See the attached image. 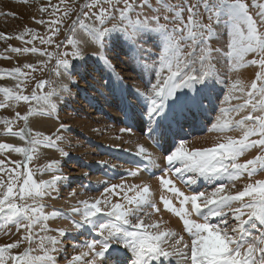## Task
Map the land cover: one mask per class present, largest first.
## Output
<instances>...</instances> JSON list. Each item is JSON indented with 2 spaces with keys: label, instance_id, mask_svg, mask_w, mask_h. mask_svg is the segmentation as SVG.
Instances as JSON below:
<instances>
[{
  "label": "snow or ice",
  "instance_id": "obj_1",
  "mask_svg": "<svg viewBox=\"0 0 264 264\" xmlns=\"http://www.w3.org/2000/svg\"><path fill=\"white\" fill-rule=\"evenodd\" d=\"M49 7L53 17L60 11L58 5ZM40 11L48 8L41 7ZM69 16L65 10L50 21H36L48 23L52 33L46 39L39 37L40 42L55 43L56 49H66L63 52L41 51L36 47L8 50L46 56L47 60L40 62L44 67L55 58V75L64 76L69 83H75L71 77L80 72L73 60L84 59L81 46L89 42L96 49L97 62L106 70L114 72L109 53L115 47L125 50L132 62H139L140 75L146 77L144 89L130 92L123 78L117 75L110 93L119 97L127 124L121 131L131 133L134 127H139L143 134L147 129L149 139L165 153L159 183L175 197L179 207L173 204L172 197L162 195L160 201L165 211L180 219L188 240L174 230L162 228L161 221L148 222L151 213L145 209L150 207L154 212L160 209L151 199L147 183L112 184L103 188L100 198L78 201L71 208L73 215L80 216L79 220L67 217L78 230L77 234L87 226L96 238L71 245L74 251L77 248L79 251L67 258V264H162L170 257H179L177 264H264V180L248 183L235 193L226 191L229 184L235 187L234 182L245 174L251 178L264 171V2L85 0L64 29L65 39L57 43L54 37ZM221 26L224 27L223 44H220ZM80 34L88 39H80ZM26 35H31L33 40L37 38L31 29L15 38L23 40ZM0 38L12 37L0 33ZM33 40L24 42L31 44ZM214 41L217 46L213 45ZM225 65L230 69L258 67L246 95L243 94L247 86L240 80L230 84L226 95L217 94L216 86L228 83L220 71ZM23 67L35 70L32 64L26 63ZM7 74L26 75L19 67L8 70ZM2 76L3 70H0ZM22 83L17 84L19 92L0 87L4 95L0 109L9 100L35 101L26 114L15 113L16 120L23 121L19 131H13L15 121L0 118L5 126L4 134L25 143V146L0 143V152L23 156V160L17 161L0 159V230L15 225L17 233L21 230L25 233L17 240L0 244V264H59L69 247L63 245L62 238L70 233L49 226L50 220L65 214L56 209L46 211L48 205L44 201L59 192L61 182L69 177L62 174L60 161H50L35 170L29 167V162L40 147L69 156L67 151L58 148V142L64 139L59 133L65 130V125L61 123L55 132L47 134L32 129L29 121L35 117L52 118L53 113L58 118L55 99L58 88L69 93L71 90L61 82L45 92L48 85L42 80L36 85L40 94L34 89L31 95H23ZM238 86L242 95H236ZM241 99L242 103H231ZM214 102L219 105L218 109L213 108ZM210 109L218 111L214 122L206 117ZM245 110L246 115L234 118ZM201 122L210 125L209 132L219 133V140L210 147H190V142L180 133L186 125L191 127ZM234 131H240L241 135L227 134ZM253 149H259L260 154L241 163V157ZM137 154L143 158L141 162H147L145 172H149V166L156 165V158L143 145L138 146ZM46 173L50 174L49 179L35 178ZM127 175L137 178L139 165ZM171 177L187 185L203 180L214 187L211 191L189 195ZM113 197H117V202H113ZM216 218L219 223L215 222ZM52 232L58 235H50ZM25 242L27 246L22 247Z\"/></svg>",
  "mask_w": 264,
  "mask_h": 264
},
{
  "label": "rangeland",
  "instance_id": "obj_2",
  "mask_svg": "<svg viewBox=\"0 0 264 264\" xmlns=\"http://www.w3.org/2000/svg\"><path fill=\"white\" fill-rule=\"evenodd\" d=\"M84 2L85 0H63V2H61V0H27V2H24V0H0V33H4L7 36L12 37L11 39L0 38V70H3V76L0 77V87H9L13 90V92H19L20 89L17 88V84L19 81H23V83L21 84L23 92L21 94L31 95L34 89H36L37 94H40V89L36 88V85L42 80L46 81L48 85L44 88L45 92L48 91L49 88L58 87L61 82L65 83L66 78L64 76L57 77L55 75V58L50 61L46 67H44L40 62L47 60L46 56H38V53H16L8 49H10L11 47H36L41 51H48L53 53L57 51L63 52L66 49H56L55 43L49 45L42 44L40 42L39 37H44L46 39L52 33L49 31L48 23L40 24L36 21L41 19L44 21H50L51 19H55L61 16L62 13L67 10L70 13V16L66 18L64 24L61 25V32L58 34V36L54 37V40L59 43L60 41L65 39L64 29L71 22V19L75 18L76 13H78L80 10V5ZM245 2L250 3V0H245ZM261 2H264V0H261ZM49 5L59 6L60 11L57 12L55 17L50 15L51 7H49ZM41 7L48 8V11L41 12ZM93 11L97 10L93 9ZM5 13H11L14 15H5ZM113 23H115V21H113ZM108 26L110 27L111 24H109ZM27 29H31L36 33L37 38L35 40H33V37L31 35L24 36L23 40L15 38L19 36L20 33L25 32ZM219 31L221 37L220 44H223L224 27L221 26ZM26 40H33V42L31 44H27L24 42ZM213 45L217 46L215 41L213 42ZM67 50H70V48ZM82 51L84 59L73 60V63L80 67L79 74H75L72 76L73 79L76 81L75 84H78V86H74V88L71 89L68 95L66 92L58 88L59 94L57 97H55V99L64 96L58 103V118L56 113H53L52 118L37 117L39 118L38 120H40L41 122H52L53 120H57L59 122V125L61 123L65 125V130L59 133L63 135L64 139L63 141L58 142V148H62L64 151H67L69 153L68 157H63L61 154L54 157L48 156L44 154L40 149H38L37 152L33 154V160L29 162V167L35 170L37 168L46 166L50 161H60L62 174L69 177L68 180L61 182L60 191L53 194L54 198L50 197L44 201V203L48 205L46 211L53 210V205L57 200L62 201L67 198H71L73 203L81 201L78 194H71V190L77 186H88V184L92 180V177L88 176L91 173H84L86 169L89 170L90 168H93L92 170H97V175L100 177V180H98L94 185L97 188V191L101 186H103V188L108 186L106 185V181L104 178L105 176H103L101 169H103L105 166H109L113 163V161L111 157L104 158V155L100 153L99 149L95 145L99 141V139L105 136L104 132L106 131V129L104 125H112L113 122L109 121V118L105 114V112L98 113V111L101 110L103 107L106 108L108 111L114 110L116 108L118 121L115 123L118 124L123 119L120 106L119 110L117 107L120 102L116 99V96H113L107 91L106 81L109 74H111L113 77L117 75L122 77L124 83L132 91L136 89L143 90L146 82V77H142L140 75L139 62H132L129 59L128 55L125 54V50L121 49L120 47H115L114 50L109 53L111 62L115 66L114 72L112 70H106L101 63L97 62L96 56L94 55L95 51L83 50V48ZM69 59L72 58L69 57ZM26 63L32 64L35 70L33 71L32 69L24 68L23 66ZM17 67L21 68V71L26 75L18 76V81H16L15 83H10L7 79L8 70H12ZM41 68H43V70H41ZM61 71L63 70L61 69ZM220 71L222 78L226 79L228 83L219 84L221 91L218 94L226 95L227 88L230 86V84L234 83L236 80H240L243 85L247 86L245 93L243 94L246 95V92L247 90H250L251 82L253 79H255L256 73L259 71V69L255 66H245L238 69H230L228 65H225L220 69ZM247 77L249 79H246ZM80 88L84 89L85 91L83 93L85 97L82 100H78L76 97ZM223 95H221V100L223 99ZM236 95H242L239 92V86L237 88ZM91 99H93V101H91ZM83 101H89V103H83ZM2 102H4V95L3 93H0V103ZM91 102H93V104ZM242 102V99L239 101H231L232 104ZM34 104L35 101L25 103L23 101L9 100L7 101V106L0 109V118L7 117L15 121L12 125L13 131H19V129L23 127V121L16 120L15 113L19 112L21 114H26L28 108ZM218 106L219 105L215 102V109H218ZM224 106L227 107L229 105L225 104ZM246 114L247 110H245V112L240 113L239 115H235L234 118L240 119L243 115ZM215 116L216 113L212 115L210 121L214 122ZM90 117L91 120H93L94 117H97L96 119L99 121L97 122L98 125H91L85 123L89 121ZM34 119H36V117ZM30 120H33V118ZM57 128H59V126ZM57 128H51L50 130H43L41 132L52 134L56 131ZM4 132L5 126L0 123V143H9L15 145L14 142L6 139L7 135H5ZM235 133L237 134H232L233 137L240 136L237 131H235ZM205 134L206 133L203 132V135ZM82 135L85 136L87 139L84 138ZM146 135L148 134H145V136ZM200 136H202V134ZM88 142H90V145H88ZM84 146H87L90 149H94L96 152L83 153ZM108 150L111 151L115 149ZM257 154H260L259 149H253L250 152L246 153L243 157H241L240 162L243 163L244 161H246V155L248 159H250L254 158ZM0 159L6 161L8 159H11L13 161H17L23 160V156L14 152H0ZM83 164H87V166L83 168ZM12 166L14 165H9V167ZM261 173H263V171L259 172V174L257 175H253L251 177V180L257 179V177ZM80 175L85 176L81 181L75 183L74 179ZM35 178L39 180L42 177L40 175H37ZM261 180H264V177ZM251 183H254V181H252ZM230 186L232 185L229 184L228 187ZM103 188L95 194V197H97L98 194L103 192ZM95 197H91L89 199L87 198V200L93 201ZM48 223L51 227V222L49 221ZM69 230L71 232H76L73 228H70ZM6 232L10 234L6 235ZM24 234L25 233L23 230L17 233L15 225L11 226L10 229L4 228L0 230V244L17 240L20 238L21 235ZM49 234L57 235L55 232ZM70 237L71 238L67 240H69L72 244H76L79 241V239L72 240L73 235H71ZM26 246L27 242L22 245V247ZM33 247H35V245H33ZM69 248H71V251H73V253L67 252L65 258L59 259V261L63 264H66L67 258H70L77 251V249L74 251L71 246H69Z\"/></svg>",
  "mask_w": 264,
  "mask_h": 264
},
{
  "label": "bare ground",
  "instance_id": "obj_3",
  "mask_svg": "<svg viewBox=\"0 0 264 264\" xmlns=\"http://www.w3.org/2000/svg\"><path fill=\"white\" fill-rule=\"evenodd\" d=\"M80 39L87 40L88 38L86 36H83L80 34ZM83 50H93L96 51L95 47L92 46V44L86 43L82 45ZM40 56V55H38ZM39 58V57H38ZM248 76V75H247ZM250 76V72H249ZM19 77H11L7 74V79L10 83H15L18 81ZM72 81L76 82L73 77H71ZM114 77L109 74L107 77V91L110 93V89L112 87V81ZM246 79H249L248 77ZM66 84H68L70 90L74 88V86H78V84L75 83H69V81L66 79ZM221 86V85H220ZM130 92H132L131 89L128 88ZM217 94L220 93L221 89L219 87V84L216 86ZM65 92V91H64ZM84 89L80 88L78 95H76L78 100H82L84 96ZM67 95L69 92H66ZM64 96H61L60 98H56L57 103L61 101V99ZM116 99L120 102L119 97L116 96ZM93 101V99H91ZM89 103V101H83V103ZM82 103V101H81ZM93 104V102H91ZM119 106L121 109V104L119 103ZM213 108H215V102L213 104ZM108 116L109 121L113 122V124H105L104 127L106 131L104 132V135L99 141L96 143V147L99 149L100 153L104 155V158H112L113 163L109 166H105L103 169H101V172L103 173V176H105L106 185L111 186L112 184H141L147 183L150 187V191L152 193L151 199L156 203L157 207L160 209L159 212H154L150 207L146 208L145 211L151 213V218L148 220V222H155V221H161V227L164 229H171L178 233V235H184L185 240H188V236L186 233L182 230V222L180 219L176 216H174L172 213L165 211L163 208V204L160 201V197L163 195L165 197H172V194L163 190L160 186L158 177L162 174L161 168L164 165V155L165 153L162 152L159 148L156 147V145L153 143L151 139H149L148 135L145 136L147 133V129H145L144 133L141 134L139 127H134L132 132L129 133L127 131L122 132L121 129L125 128L127 126L124 117L120 123H115L118 121V115L116 114V108L114 110L108 111L106 108H102L98 111V113H103ZM218 114V112L213 111L212 109L209 110L208 113H206L207 120L210 121L212 115ZM97 117H94L93 120H91V117L89 118L88 124L91 125H98L97 122H99ZM39 118L36 117V119L33 118V120L29 121V125L32 129L36 131H43V130H50L51 128L55 129L59 126V122L57 120H53L52 122H41L38 120ZM210 127V125L205 126L204 123H197L193 126H185V129L183 132L180 133L181 136H183L184 139L188 140L190 142V147L193 148H203V147H210L214 143L218 142L220 134L216 132H209L207 128ZM207 131V132H206ZM203 132L206 134L203 135ZM239 135H241L240 131H237ZM118 133V134H117ZM202 134V136H200ZM228 135L237 134L234 132L227 133ZM83 136V135H82ZM86 138L85 136H83ZM6 139L9 141H12L15 143L16 146H25L24 141H21L17 137H12L10 135L6 136ZM87 139V138H86ZM190 139V140H189ZM59 145V144H58ZM88 145H90V142H88ZM143 145L145 148L148 149L149 152L153 154V156L156 158V165L149 166V168L152 169V171L145 172V166L147 164L146 161L141 162L143 158L137 154L138 146ZM111 147V148H109ZM167 147V145H165ZM44 154L48 156H58L60 152L55 149L50 148H39ZM108 149H115L109 151ZM105 151V152H104ZM91 152L95 153L96 151L94 149H90L87 146H84V152ZM245 159L247 160V155L245 156ZM117 162V163H114ZM137 165H139L140 168V175L137 178H133L127 175V172L129 170L135 171L137 168ZM87 164H83V168H85ZM93 168H90L89 170L86 169L84 173L86 172L89 177H92L90 183L88 186H81V187H75L71 190V192H75V194H78L81 200L89 199L91 197H95L96 193L100 191L103 186H101L98 191L97 188L94 186L95 183L100 180V177L97 175V170H92ZM90 171V172H89ZM151 173V174H150ZM171 175V174H169ZM85 175L77 176L74 179L75 183H78L83 179ZM50 174H45L42 178L46 179L49 178ZM264 177V171L261 173L257 179L251 180L246 174L242 177V179L235 181V187H228L226 191H230L232 193H235L239 190H243V187L245 184L251 183L252 181L261 180ZM174 181L177 187L181 189V191H184L186 194H193L197 191H211L214 185L209 184L201 180L199 183L195 185H187L181 180H179L176 177H171ZM244 178V179H243ZM245 183V184H244ZM81 188V190H80ZM101 194H98L97 197L93 199V201L96 198H100ZM129 195H133V193H129ZM90 201V200H89ZM91 202V201H90ZM113 202H117V197H113ZM172 202L176 207H179V204L176 202L175 197H172ZM77 203H73L71 198H67L65 200H57L53 208L59 211H62L65 215L61 216L59 219L50 220L51 222V228L52 229H64L70 234L63 239L64 245H73L69 240L71 238L70 236L73 235L72 240L79 239V242H82L84 240H90L93 238H96V234L88 229L87 226H85L83 229L79 230V234H77L78 230L73 227L72 221L68 219V216H71L74 220H79L80 216L73 215L71 213V208L73 206H76ZM190 207V205H189ZM193 219H197L195 216L192 217ZM215 222L219 223V218H216ZM72 225V226H71ZM71 226V227H69ZM63 227V228H61ZM73 228L76 232H71L69 229ZM56 233V232H55ZM58 235V233H56ZM79 249L77 248V251L75 254H77ZM67 252H72L71 248L68 247ZM179 260V257H170L169 259H165L162 261V264H177V261ZM59 264H63L59 261ZM67 264V263H66ZM157 264H160V262H157Z\"/></svg>",
  "mask_w": 264,
  "mask_h": 264
}]
</instances>
